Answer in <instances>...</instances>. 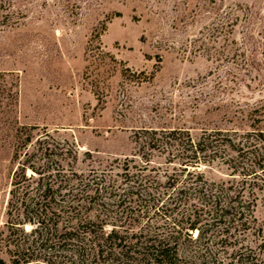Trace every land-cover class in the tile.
I'll return each mask as SVG.
<instances>
[{
    "label": "rangeland",
    "instance_id": "374dc122",
    "mask_svg": "<svg viewBox=\"0 0 264 264\" xmlns=\"http://www.w3.org/2000/svg\"><path fill=\"white\" fill-rule=\"evenodd\" d=\"M170 129L193 138L221 131L248 146L264 132V0H0V257L6 264L11 241H22L9 223L17 222L21 201L39 198L41 178L56 175L65 199L85 183L102 189L115 181L121 192L135 185L124 180L125 162L134 175L143 164L136 135ZM152 153L150 174L164 175L172 166L162 152ZM223 154L210 167L200 165L205 178L239 181ZM257 191L246 228H232L226 252L208 240L199 264H224L237 250L264 260V185ZM10 199L17 201L12 212ZM31 251L32 264H45L46 251L33 244Z\"/></svg>",
    "mask_w": 264,
    "mask_h": 264
},
{
    "label": "trees",
    "instance_id": "16d2710c",
    "mask_svg": "<svg viewBox=\"0 0 264 264\" xmlns=\"http://www.w3.org/2000/svg\"><path fill=\"white\" fill-rule=\"evenodd\" d=\"M257 135L255 144L248 146L233 143L221 131L193 138L184 130H142L136 142L143 164L134 175L125 162L124 180L135 185L121 192L115 181L102 189L99 182L85 183L65 199L56 175L41 178L39 198L21 201V214L12 219L17 222L9 223L22 237L21 242L11 241L9 264H32L36 257L30 252L32 244L46 251L45 264H199L208 240L226 252L224 243L231 238L232 228H246L244 216L264 185V132ZM222 150H227L222 162L239 181L211 182L201 171L200 165L210 167ZM154 151L165 154L166 164L172 166L157 177L150 174L155 168L150 159ZM10 193L15 196L13 190ZM116 196L114 203L105 201ZM16 203L10 199L9 212L17 210ZM25 223L34 227L29 232L19 229ZM229 255L224 264H264L263 259L238 250ZM220 262L215 259L212 264ZM0 264H6L2 257Z\"/></svg>",
    "mask_w": 264,
    "mask_h": 264
}]
</instances>
